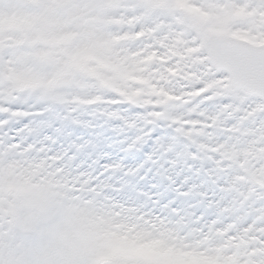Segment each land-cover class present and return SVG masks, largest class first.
I'll return each instance as SVG.
<instances>
[{
	"label": "rangeland",
	"instance_id": "374dc122",
	"mask_svg": "<svg viewBox=\"0 0 264 264\" xmlns=\"http://www.w3.org/2000/svg\"><path fill=\"white\" fill-rule=\"evenodd\" d=\"M119 1L127 2L129 5L128 10L123 14L137 12L136 0ZM221 1L209 0L208 5ZM147 2L154 6L145 7L144 12L128 16L127 19L110 14L105 15V11L101 9L99 11L101 18L94 22V24L103 23L106 26H115L118 29L125 26L135 28L139 21L145 20L143 23H148L147 19H151V22L156 25L155 28L141 30L134 35V39L143 38L146 41L145 44L150 43L147 50L142 51L147 53L143 59H137V56L133 54L130 59L124 58L117 61L120 62L118 67L122 69V77H127L131 86H124L120 80L116 79L111 84L108 79L103 78L107 70L115 69L110 64L111 60L100 58V55L94 50L93 52L84 50L79 63L75 65L69 60L61 68L68 72L69 69H74L76 73L81 74V78H78L70 73V76L76 79L74 84H77L70 95L73 96V102L79 105L78 108L66 107L69 102L68 97L66 98L59 91L60 88L66 86L64 79L67 76L64 71L61 72V69L53 75L56 77L57 85L48 89L49 93L41 95L39 101L34 102L45 103L47 107L42 111L47 113L40 114L41 111L30 112L19 108L27 117H31L33 114L47 116L53 111L59 110L57 112L60 113L61 119H58L56 115L55 118L63 127L53 124L52 126H42V147L39 149L52 148V151L46 150L40 153L38 150L39 159L37 160H43L49 166L60 165L64 172L74 173L77 177V187L83 186L84 194L94 198L97 196V198L121 199V203L125 201L130 211L139 208L142 213L147 212L152 216V209L159 207L161 212L180 217L179 207L183 213H187L185 211L188 209L187 204L194 203L201 209L205 219L212 223L209 231L217 232V234H223L225 231L237 232V229L229 228L236 227V221L231 219L235 214L238 215L242 212L237 204L244 205L247 208V219H249V222L247 220L246 223L253 224L252 228L258 234L264 230L257 227L261 221H264V205L261 204L264 201V148L258 147L264 143V129L261 128V123L256 117L264 113V109L252 111L238 107L237 104L244 103L247 96L241 99L236 96L229 98L220 95L214 96L211 101L202 102L189 95L197 80L196 63H194L192 55H185L176 49L180 45V40L170 34L177 33L182 36L184 33L175 32L172 24L162 23L159 19L152 20V13L159 9L162 14L171 16L175 25L187 30L191 28L192 18L185 16L179 9L172 8L166 0H158L155 3L152 0H147ZM246 2L249 0H241V4L238 6H242ZM178 12L180 15H177ZM233 18L231 17L229 21L224 18L217 20V29L223 28L225 24L240 23L243 24V27H238L236 31H239L244 38L252 41L251 38L255 36V40L252 42L264 41V33L256 31L252 24L246 23L250 19L246 14ZM260 19H264V17H260ZM163 29H167V31L157 35ZM148 32L149 38L145 34ZM68 33L71 35L70 32ZM130 37H132L131 33L123 39L129 40ZM163 39L167 40L164 42ZM108 42L111 51L114 42ZM158 49L164 51L161 52ZM89 55L91 57H88ZM90 61L96 63V67H93L95 74L90 73L88 70L91 68L84 65L89 64ZM135 61L139 62L138 65L130 69L124 66ZM80 64L83 65L82 68L78 66ZM141 66L142 69H139ZM170 68L176 69L175 75L171 74ZM84 76L93 77L96 83L89 84L82 78ZM46 79L48 80L47 77ZM154 80H157V85L152 82ZM26 86L29 88L31 85ZM40 87L42 86L39 85L36 88ZM139 88H146L151 95L137 98V89ZM102 91L112 92L123 97V103L130 106L123 109L127 114L135 115L132 118L133 121L128 120L126 116H113L112 121L107 120L106 118L110 119L111 116H106L102 109H105L106 106L111 109H120L113 106L121 101L105 99L100 95ZM225 99H233L236 103H222ZM27 105L32 104L28 103ZM93 105H100V107L93 113L84 110ZM74 112L79 113V117H75ZM215 113L216 115H214ZM139 115L143 117L141 118ZM212 118H215V124ZM49 127L50 129H48ZM64 129L68 134L64 133ZM76 129L78 131L75 132ZM188 130L197 132L200 138L194 137L193 134L189 135ZM14 133L19 138L20 143L17 144L21 146L24 144L29 146L30 142L37 139L36 134L28 129L18 130ZM206 133L221 135L220 140L216 137V141L219 140L222 146L211 148V152L214 153L212 158L215 161H210V164L201 158L198 148V146L202 147V137ZM71 135H74L77 141L74 146L69 143ZM24 138H27L26 143ZM65 142L68 144L67 147H65ZM4 143L0 141V148ZM161 146L166 155L171 154L173 159L169 160L165 168L157 172L153 165V161L156 159L153 153L156 147ZM258 151L261 154L258 153L260 156L255 157L254 153ZM48 157H59V159L48 160L46 159ZM82 169H86V171H81ZM171 169L174 172H180L176 180L183 183L182 191L169 186L168 183H171V179L167 176ZM83 176L92 178L88 184H91L94 192L87 191L89 185H84ZM68 179L72 180L71 174ZM175 194L183 196V201H186V195H189L192 201L181 204ZM178 220L161 219L159 216L153 217V220H146L147 224H151L154 229L158 230V235H154L153 231L144 228L146 232L150 233L149 240H141L137 248L127 253L132 256L141 254L140 256L143 258L137 263L134 257L129 261L124 257L125 255L118 254L116 247L114 249L112 247L104 248L105 244L101 243L100 245V243H94L91 240L92 247L103 250L107 254V258L112 257L113 261L109 264H154L150 258L154 252L159 250L158 243L160 237L164 235L160 234L162 231H159V226L162 223L164 225L168 223L171 224L172 229L177 227ZM197 220L195 223H198ZM155 221H159V223L157 224ZM221 222L227 227L216 229V225ZM180 227L183 226L178 224V229ZM252 228L248 230L249 233H252ZM238 231L235 236L240 238L239 240L248 242L249 239L246 237L249 233L244 234L243 231ZM256 235L250 238L253 244H256ZM125 246L132 248L131 244ZM260 250V257L255 256V253L252 254V251L249 252L247 255V257H251L249 260L264 261V248ZM253 257L258 258L252 259ZM245 264H252V262L249 261Z\"/></svg>",
	"mask_w": 264,
	"mask_h": 264
},
{
	"label": "snow or ice",
	"instance_id": "6c2138e0",
	"mask_svg": "<svg viewBox=\"0 0 264 264\" xmlns=\"http://www.w3.org/2000/svg\"><path fill=\"white\" fill-rule=\"evenodd\" d=\"M107 6L104 0H97L93 5L95 9ZM153 6L145 0V7ZM170 6L192 18L190 30L197 34L199 40L197 48H187L189 53H200L194 62L202 66V71H197V80L189 95L202 102L220 95L241 99L251 96L256 98L252 111L264 109V48L241 42L244 37L236 29L243 24H225L221 29L216 27L217 20L221 18L246 14L250 18L246 23L264 33V19H260L264 17V0H249L242 6L216 3L206 7H194L189 0H174ZM66 7L75 5L71 0H47L39 15L30 16V27L16 44L58 46L69 40L70 37L61 30L68 29L70 22L58 18L59 10ZM6 18L0 12V21ZM32 31L36 32L35 38L30 36ZM251 40L254 41L255 36ZM49 54L37 52L35 59L44 62ZM75 59L76 56L71 57L72 61ZM78 66L83 67L82 64ZM88 71L95 74L93 69ZM170 72L175 75L176 69L170 68ZM205 74L211 75L212 79H206ZM36 78L37 72L26 68L15 80L22 82ZM40 84L44 89L53 88L56 77L40 81ZM212 121L216 123L215 118ZM16 147L10 145L4 151L10 152ZM19 163L0 157V264H109L107 254L94 249L91 243V226L99 216L95 198L85 199L80 195L85 190L83 186L77 187L76 181L61 182L57 179L64 173L61 167L49 171V165L43 160L23 162L22 167H18ZM5 190L11 196L6 201V209L2 206ZM87 191L94 192V188L89 185ZM5 216L10 218L6 222L7 227L4 226Z\"/></svg>",
	"mask_w": 264,
	"mask_h": 264
},
{
	"label": "bare ground",
	"instance_id": "6f19581e",
	"mask_svg": "<svg viewBox=\"0 0 264 264\" xmlns=\"http://www.w3.org/2000/svg\"><path fill=\"white\" fill-rule=\"evenodd\" d=\"M131 1V0H130ZM220 3H230V4H234L236 6H238L239 4H241V0H222ZM106 4L108 5L107 7L103 8L102 10L105 11V15L106 14H110L112 12H121V14L123 15V13H125L128 8L129 5L127 2L125 3H121L119 0H107ZM101 9H95V11L98 12L97 16H93L91 18H89L86 22L88 24H94V22L96 20H98L99 18H101V16L99 15V11ZM235 18V17H234ZM233 18V19H234ZM227 19V21L231 20V17H227L224 18ZM29 20H30V16H23L20 18H17L15 16L13 17H8L3 21H0V30H15L20 32L21 34H23V32L25 30H27L30 25H29ZM145 20H143L144 22ZM148 22H151V19H147ZM142 21L138 22V25H144L146 23H143ZM142 23V24H141ZM61 31H64L65 35H68L69 37H71L69 40H67L66 42L62 43L61 45L64 46L63 51L64 53L69 57V60L71 63H74L75 65L77 63L80 62L81 60V56L82 55H77V53H82L84 50H91L93 52V50L95 51V53L97 52L98 55H100V58H104L106 60L109 61L108 55L107 53L110 52V47L108 46L109 42L105 41L103 43H98L96 41L95 38V33H87V35L89 36L90 39V43L88 46H86L83 49H80L78 51H71V46L73 44V41L76 40L77 38V33L75 32H71L68 31L67 29H62ZM71 35H69V33ZM147 34L148 37V33ZM175 38H178L180 40V45L178 48L179 51H181V46L183 45L184 41L181 39V36L177 33L174 34ZM149 38V37H148ZM167 40V39H165ZM165 40L163 39V41L165 42ZM177 40V39H176ZM160 41V39H159ZM150 43L145 44L142 49V51L147 50V48L149 47ZM60 46V45H58ZM183 52L185 55H192V53H189L187 51V49L185 51H181ZM72 56H76L75 61L71 60ZM53 57V54L50 53L49 56L45 59L44 62H48L51 61ZM88 57H91V55H89ZM194 61V60H193ZM120 62H110V64L113 65V68H115L114 70H107L106 73H111L112 75H106V73L103 75V78H106L110 81V83L112 84L113 80H120L121 83L124 86H131V82L129 80H127V77H122V69L120 67H118V64ZM138 61H135L132 64H125L124 66H126L127 69H130L133 66L138 65ZM195 63V62H194ZM109 64V65H110ZM85 66H87L88 68L93 69V67H90L89 64H84ZM139 69H142V66L139 67ZM60 70V69H59ZM128 71V70H127ZM66 73V77H68L65 80V87L64 88H68V89H74L76 87L77 84H74L76 79L72 78L70 76V72H68L67 70L64 71ZM40 78L42 79L41 81H46V76L41 74V73H37V78L36 79H26L22 82H18L17 80H15L16 85L19 86L20 89H28L29 90V95L25 96V97H19L16 96L13 98V96L9 95V100L14 102V103H19L22 105H27L28 103L30 104H34V102L39 101V97H41V95H45L48 92V89H44L43 87L40 88H28L26 85H41L40 84ZM46 79V80H45ZM154 83H156L157 85V80L152 81ZM57 85V84H56ZM51 89V88H50ZM39 92V95H33L32 93L34 92ZM61 92V91H60ZM137 98L139 97H145L147 95H151L150 92L146 89V88H139L137 89ZM70 93H72V91L69 92H62V95H65L66 98L70 95ZM3 95V92H0V96ZM68 104V103H67ZM103 112H105L106 116H111L110 119L106 118L109 121H112L113 116H121L124 117L126 116L128 120H130L131 122L133 121V117L135 115H131V114H127L126 111H124L125 109L120 108V109H111V107L106 106L105 109H102ZM13 112H18V113H14V117L8 119L7 121L0 119V128H5L7 125H11L14 123H19L20 119H25L23 117V113L19 110L16 109L13 110ZM59 110H55L53 111L52 114H48L46 116L45 119L42 120H32V122L30 124L24 125L23 128H12L10 131H8V135L7 137H4L3 133L0 132V141L1 142H5V140H10L13 141V138L16 137L14 132H18V130L22 131V130H30L31 132H33V134H36L37 139L36 141H32L30 142V145H26L24 144L23 146H21L19 141H14L11 143V145H16L17 147L10 151V152H5L4 150V145H2L3 147L0 148V157H8L9 159H12L14 161L20 162L18 164V167H22L23 166V162H34V161H39L37 159H39V155L37 154L38 150L41 152H44L46 150H50L46 148L45 150L43 149H39L40 147H42L41 145V139H42V126L43 125H55V126H61V124L58 122V120L55 118V115L58 117V119H61L60 117V113L57 112ZM95 112V111H94ZM93 113V112H91ZM216 115V113L214 114ZM74 116L75 117H79V114H77L76 112H74ZM141 118L143 117L142 115H139ZM222 116V115H221ZM219 117V116H218ZM223 117V116H222ZM105 119V120H106ZM225 119V118H224ZM226 120V119H225ZM220 121V120H219ZM63 127V126H61ZM50 128V127H49ZM61 129V128H60ZM12 130H17V131H12ZM58 130V129H57ZM65 130V129H64ZM63 130V131H64ZM192 130V129H191ZM78 131L77 129L75 130V132ZM67 131L65 130V134ZM10 133V135H9ZM187 133L189 135H195L194 137H199V134L197 132L194 131H190L188 130ZM11 134H13L11 136ZM70 144L72 146L76 145L75 142L76 139L74 137V135L70 136ZM216 137L221 138V135H217L215 134H209L206 133L203 137H202V147L198 146L199 148V152L201 154V158L207 163L210 164V161H215L214 158H212L213 156V152H211V148L214 147H221L222 144L219 143V140L216 141ZM223 139V138H222ZM25 143L27 142V138H24ZM224 141V140H223ZM38 145V147H36ZM28 146V147H27ZM232 148V147H229ZM233 149V148H232ZM258 152L254 153L255 157L260 156ZM264 152V149H263ZM259 153V154H258ZM16 155H19L21 157H23L22 160H17L15 158ZM173 169V168H172ZM171 169V172H168L169 176H167V178L171 179V183H168L169 186L171 188H175L179 191H182L184 189V186L182 185L183 183H179L176 179H177V175L180 172H174ZM164 172V171H163ZM13 174H15V169L13 170ZM94 177V175H93ZM92 178L90 177H86L83 176V180L85 181L84 185L88 186L91 181ZM164 179V177H163ZM220 180V179H219ZM91 185V184H90ZM178 197V201L181 204L186 203L187 201H192L191 197L189 195L187 196V200H184L183 196H179L175 194V197ZM96 200V210L99 213V216L97 218V221L91 226V240H93L94 243H103V247L107 248V247H112L113 249L116 247V250L118 252V254L120 255H125L124 257H126L127 260H131L133 257L135 258V262H140L141 259L143 258L140 255H127V253L130 251L132 252V250L134 248H137L138 245H140V241L141 240H149L150 237V233L146 232L144 230V226L141 224V221H145L146 222V217L150 216L149 213L145 212L142 213L141 209H136V210H131L129 208H127L126 206V202H122L121 203V199H117V198H103V197H95ZM120 201V202H119ZM129 205V204H128ZM213 206L216 204H212ZM188 209H185V211L187 213H183L181 207H179V222H177L176 226L171 229V224L166 223V225H164V223H162L159 226V231L160 234H164L160 237L158 246H159V250L154 252V255L150 258L151 261H154V264H241L240 261V256H244L247 257L248 253L252 251V254L255 253V256L260 257V249L264 248V239H262L259 235V233L255 236L257 239L256 240V244H258V247H249V241H242L239 240L240 238H237L235 235H232L228 238L227 242L225 243H218L216 242V237H220L223 238L225 237L229 232H224L223 234H217V232H212L209 231V228L212 226V223L207 221V219H205L204 215L202 214V211L197 212L196 209H199L197 206H195L194 203L189 202L187 204ZM238 207H240L242 209V212L239 213L238 215H234V217H232V221H236L235 222V226L234 228L229 227L231 230L233 229H237V232L243 231L244 234L249 233L248 230H251V228L253 227V224L250 223H246V221L249 219H247V215H246V210L247 208L244 205H238ZM249 209V208H248ZM249 217V216H248ZM198 219V220H197ZM195 220L198 221V224L201 225L200 228H192L191 224L193 222H195ZM229 219V221H231ZM222 223V222H221ZM178 224H180L183 227H180L178 229ZM255 224V223H254ZM241 225H244V227H240ZM146 229V228H145ZM261 229V228H260ZM185 230H187V235L181 237L180 233L184 232ZM208 232V235L204 237L203 240H194L192 243H188V239L189 237H194V236H199L201 235L204 231ZM255 230L252 228V232H254ZM264 231V230H263ZM214 233V235H213ZM167 234V235H166ZM127 244H131L132 248H130L128 246H125ZM207 246L206 250H201L202 247ZM118 248L120 249L118 251ZM229 248H234L236 251L231 254V255H225L226 252L229 251ZM242 248H248L249 250H245L243 252H241L240 250ZM210 253H214V254H210ZM143 255V254H142ZM260 255V256H259ZM251 257H248V259L244 262H252V264H263L264 261H252L249 260ZM111 258L107 259L108 261ZM113 261V260H111ZM254 262V263H253Z\"/></svg>",
	"mask_w": 264,
	"mask_h": 264
},
{
	"label": "clouds",
	"instance_id": "9594fccd",
	"mask_svg": "<svg viewBox=\"0 0 264 264\" xmlns=\"http://www.w3.org/2000/svg\"><path fill=\"white\" fill-rule=\"evenodd\" d=\"M72 4L75 7H66L59 10L58 18L62 21H69L68 31L77 33L76 40L73 41L71 46V51H78L80 49L85 48L89 45L90 39L87 33H95V38L98 43H103L105 41H113L111 51L107 53L108 58L112 62H117L120 59L124 58H131L133 54L137 56V59H143L144 55H147L146 52H141L142 47L145 45L146 41L141 39H134V35L136 32L145 29H152L155 28L156 25L152 22H148L144 25H137L135 28L123 27V28H116L115 26H106L103 23L97 24H88L86 21L93 17L97 16L98 12L95 11L93 5L97 3V0H71ZM106 3L107 0H104ZM153 3L158 2V0H152ZM168 4H172L174 0H166ZM189 2L194 7H206L208 5L209 0H189ZM47 3V0H0V12H3L7 17H23V16H33L39 15L42 12V6ZM138 4L137 12L133 13H126L121 14V12H112L110 15L127 19L128 16L132 15H139L146 10L144 6V0H136ZM177 15H180L178 12ZM159 19L162 23L165 24H172L175 32H182L184 33L181 36V39L184 41L183 45L181 46V51H185L187 48H197L199 46V40L197 38V34L192 30L184 29L178 25H175L172 21V17L162 14L159 9H156L152 13V20ZM163 31H167V29L161 30L160 33L157 35H161ZM129 33L132 34V37L129 40H124L123 37L128 36ZM173 34L174 33H170ZM22 34L15 30H7L4 29L0 31V92H3V95L0 96V111L5 108L8 109H19L23 108L25 111L30 112H38L44 110L47 105L45 103H34L32 105H22L19 103H14L9 100V95L16 97H25L29 95L28 89H20L18 85L15 83V77L24 69L29 68L32 69L34 72L41 73L45 75L48 79H51L52 76L61 68H63L69 61V57L64 53L63 45L60 46H52L47 45L44 43H37L34 46H29V44H16V41L21 39ZM32 38H35L36 32L32 31L30 33ZM159 51H164L163 49H158ZM37 52H49L53 54L52 60L48 62H39L35 59V54ZM200 53L193 52L192 59L195 60ZM90 67H96L95 61L89 62ZM155 66V65H153ZM196 71H202V66L196 64ZM69 72L73 75H76L78 78H81V74L76 73L74 69H69ZM106 75H112L111 73H106ZM66 79L68 77H65ZM86 80L89 84H95L96 81L93 77L84 76L82 77ZM206 79H212L211 75L205 74ZM59 91L61 92H69L74 91V89L68 88H60ZM215 91V90H213ZM33 95H39V92L32 93ZM101 96L105 99L117 100L121 101V103L113 106L116 108H125L130 107L126 103H123V97H119L115 93L112 92H101ZM239 95H244L240 93ZM225 97H234L232 95H224ZM256 98L248 96L247 100L244 103L237 104L238 107L241 109H250L252 110L254 107V102ZM68 104L66 107L76 109L79 105L73 102V96H68ZM222 103H236L233 99H225ZM100 105H93L84 110L89 112H94ZM79 114V113H77ZM11 117L8 115H0V119L7 121ZM37 120L45 119L46 116H36L34 117ZM33 117H28L25 119H20L19 123H14L11 125H7L5 128H0V132L3 133L4 137H7L8 131L12 128H23L24 125L30 124L32 122ZM261 123V128L264 129V113H261L259 117H256ZM119 123V122H113ZM10 140H5L4 149L8 148L11 145ZM258 147L264 148V143L258 145ZM153 155L156 159L153 161V165L156 167L157 172L160 169L165 168L168 164L169 160L173 159L171 154L165 153L163 147H156ZM15 158L17 160H22L23 157L16 155ZM55 167H60V165H50L49 171H54ZM81 171H86V169H82ZM123 171V170H121ZM72 175L71 181H76L77 177L74 173L64 172L61 175L57 176V179L61 180V182L67 180L69 175ZM4 203L2 206L6 209L7 208V200L11 199V196L5 190L3 193ZM83 195L85 199H91L92 197L87 194H80ZM164 203V202H162ZM264 205V201L261 202ZM197 212L201 211V209H196ZM152 216L146 217L147 220H153V217L159 216L161 219H172L176 220L179 219L177 216H171L169 213L161 212L160 208L157 207L152 209ZM10 219L9 217L5 216V227H7V220ZM155 223H159V221H155ZM141 224L150 231H153L154 235H158V230L154 229L151 224H147L145 221H141ZM192 228H200L201 225L198 223L193 222L191 224ZM227 227L226 224L221 223L216 225V229H221ZM240 227H244L241 225ZM258 228L264 229V221H261L260 224L257 225ZM237 232H230L225 237L220 238L216 237V242L218 243H225L227 242L228 238L232 235H237ZM242 234V233H240ZM257 233L252 232L249 233L246 239H249V247H258V244L251 243V236L256 235ZM181 237L187 235V230L180 233ZM208 235V232L205 230L201 235L189 237L188 243H192L194 240H203L205 236ZM214 235V233H213ZM260 237L264 239V231L259 233ZM207 246L201 248V250H206ZM246 249L242 248L240 251L243 252ZM236 250L234 248H229V251L225 253V255H231ZM214 254V253H210ZM258 257H253L252 259H257ZM241 264L248 259V257L240 256Z\"/></svg>",
	"mask_w": 264,
	"mask_h": 264
},
{
	"label": "water",
	"instance_id": "95a60500",
	"mask_svg": "<svg viewBox=\"0 0 264 264\" xmlns=\"http://www.w3.org/2000/svg\"><path fill=\"white\" fill-rule=\"evenodd\" d=\"M251 47H255V46H251ZM255 48H264L263 46H257Z\"/></svg>",
	"mask_w": 264,
	"mask_h": 264
}]
</instances>
